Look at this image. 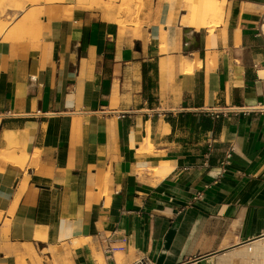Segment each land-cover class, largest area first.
<instances>
[{"label": "crops", "instance_id": "1", "mask_svg": "<svg viewBox=\"0 0 264 264\" xmlns=\"http://www.w3.org/2000/svg\"><path fill=\"white\" fill-rule=\"evenodd\" d=\"M230 1L197 44L175 15L0 0V264H223L264 243V0Z\"/></svg>", "mask_w": 264, "mask_h": 264}, {"label": "rangeland", "instance_id": "2", "mask_svg": "<svg viewBox=\"0 0 264 264\" xmlns=\"http://www.w3.org/2000/svg\"><path fill=\"white\" fill-rule=\"evenodd\" d=\"M190 0H79L81 4H86L88 9L96 10L104 20L109 22H117L120 25L126 24H149L160 25L162 21L168 19L169 16L175 15L178 26L187 27L184 23L190 17L191 11L186 7ZM129 3V8H127ZM140 5V6H139ZM238 16L236 10L231 6V17ZM163 29V26H161ZM258 34L262 39V47L256 49L264 52V11L261 21L258 23ZM195 30L193 28H189ZM6 123V124H5ZM7 127V121L0 118V129ZM6 231V230H5Z\"/></svg>", "mask_w": 264, "mask_h": 264}, {"label": "bare ground", "instance_id": "3", "mask_svg": "<svg viewBox=\"0 0 264 264\" xmlns=\"http://www.w3.org/2000/svg\"><path fill=\"white\" fill-rule=\"evenodd\" d=\"M129 3L131 0H127ZM231 1L230 0H190L186 7L190 9L191 15L185 20L186 26L195 29L197 33V44L199 43L200 31L205 29L209 33L214 34L217 28L226 26L228 23V17L231 13ZM80 3V2H79ZM129 3L128 7L129 8ZM140 6V5H139ZM163 45L167 39V35L162 37ZM185 70L191 73L194 69V63L190 57L185 59ZM212 66V60L208 57V68ZM33 130L27 131L24 135L26 139H31ZM28 156V153H26ZM237 257L223 261V264H264V243H260L254 246L248 252L238 253ZM25 259L23 256H19L16 264H24Z\"/></svg>", "mask_w": 264, "mask_h": 264}, {"label": "built area", "instance_id": "4", "mask_svg": "<svg viewBox=\"0 0 264 264\" xmlns=\"http://www.w3.org/2000/svg\"><path fill=\"white\" fill-rule=\"evenodd\" d=\"M230 112L229 110L228 111H223V110H216V109H211V110H204L202 112H200L201 114H207V115H212V116H219L220 114H226ZM184 112H181L179 110H163L162 112H160V114H163L165 115L167 118L168 117H178L180 114H182ZM151 114H153L152 111H149L148 112V115L150 116ZM143 264V263H141Z\"/></svg>", "mask_w": 264, "mask_h": 264}, {"label": "trees", "instance_id": "5", "mask_svg": "<svg viewBox=\"0 0 264 264\" xmlns=\"http://www.w3.org/2000/svg\"><path fill=\"white\" fill-rule=\"evenodd\" d=\"M155 71H156V74L155 76L157 75V68H155ZM155 76L153 78H150L149 79V89L150 90H156L157 89V82H156V79H155ZM146 78V77H145Z\"/></svg>", "mask_w": 264, "mask_h": 264}]
</instances>
